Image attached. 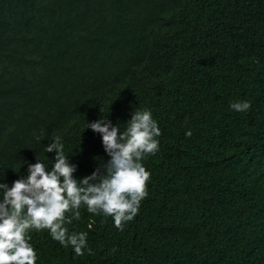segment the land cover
Here are the masks:
<instances>
[{
  "label": "trees",
  "instance_id": "obj_1",
  "mask_svg": "<svg viewBox=\"0 0 264 264\" xmlns=\"http://www.w3.org/2000/svg\"><path fill=\"white\" fill-rule=\"evenodd\" d=\"M138 107L160 135L137 214L117 228L82 206V255L31 229L36 264H264V0H0L7 182L50 167L54 135L89 174L107 156L87 121L123 130Z\"/></svg>",
  "mask_w": 264,
  "mask_h": 264
},
{
  "label": "clouds",
  "instance_id": "obj_2",
  "mask_svg": "<svg viewBox=\"0 0 264 264\" xmlns=\"http://www.w3.org/2000/svg\"><path fill=\"white\" fill-rule=\"evenodd\" d=\"M229 107L244 112L251 102L237 100ZM124 123L121 130L119 121L113 123L109 116L87 121V129L99 134L107 159L82 177L75 175L78 164L65 155L58 135L44 146V152L54 153L50 167L35 157V162L25 160L23 175L11 183L0 175V264H36L31 229H47L53 240L82 255L88 233L66 227L80 218L82 206L111 216L117 228L137 214L150 176L142 161L159 150L160 128L152 112L139 107L132 108Z\"/></svg>",
  "mask_w": 264,
  "mask_h": 264
}]
</instances>
